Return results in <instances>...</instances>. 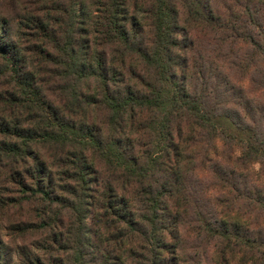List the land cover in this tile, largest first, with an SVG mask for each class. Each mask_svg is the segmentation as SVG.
<instances>
[{
	"label": "trees",
	"instance_id": "trees-1",
	"mask_svg": "<svg viewBox=\"0 0 264 264\" xmlns=\"http://www.w3.org/2000/svg\"><path fill=\"white\" fill-rule=\"evenodd\" d=\"M28 3L15 17L0 8V175L59 208V264H263L264 239L240 217H187L186 180L202 140L264 161V117L223 106L230 79L195 35L232 48L249 21L262 34L245 29L243 43L264 53V0ZM32 254L18 264H47ZM14 255L0 234V264Z\"/></svg>",
	"mask_w": 264,
	"mask_h": 264
},
{
	"label": "rangeland",
	"instance_id": "rangeland-1",
	"mask_svg": "<svg viewBox=\"0 0 264 264\" xmlns=\"http://www.w3.org/2000/svg\"><path fill=\"white\" fill-rule=\"evenodd\" d=\"M29 1L31 2L1 0L0 8L10 17H15L19 11L23 12L25 7H30ZM51 13L54 14L56 11L51 8ZM247 23H244L245 29L256 36L262 34L259 28H253L249 21ZM262 25L264 26L263 23ZM242 28L235 31L233 38L235 43L232 44V48L230 45L219 43L214 34H201L198 31L195 35L202 43V50L208 51L211 59H215V53L219 55L221 65L230 79V84L222 93L223 106L242 117L251 115L255 119H260L264 117V111L262 113L250 111L246 109V105L248 102L250 109L255 107L264 109V53L262 50V53L256 52L253 47L243 43L245 29ZM230 49L233 55L227 57L226 54L231 53ZM252 52L257 54L253 59ZM191 153L193 159L191 157L189 159L191 169L186 180L187 190L189 194L191 193L189 210L188 206L186 210L187 217L192 219L198 210L203 213L213 212L217 218L240 217L247 223L254 236L264 239V210L260 208V204L248 198L249 194L255 196L256 191H264V161L245 164L241 160L240 148L220 139L212 142L202 140L193 147ZM233 171L234 177L227 174ZM58 210L57 206L49 207L38 200H22L14 185L0 175V234L14 250L15 255L11 264H18L19 258L16 253L20 249H27L31 254L35 252L41 260L45 259L47 264H59V251H56L57 245L53 242V238L59 233V227L52 220ZM42 220L50 223L47 224L48 227L40 226ZM57 222L59 225V216ZM194 224L196 225L191 222L188 225L192 228L197 227L193 226ZM189 231L194 232L190 228ZM191 243V247L196 246V243L192 241ZM200 244L201 249L209 253L210 259L215 257L211 246ZM43 246L47 247L45 253L39 250ZM31 257L34 258V254ZM235 262L238 263L239 260Z\"/></svg>",
	"mask_w": 264,
	"mask_h": 264
}]
</instances>
